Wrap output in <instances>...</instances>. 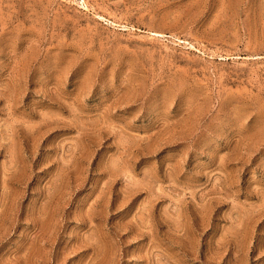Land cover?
<instances>
[{
  "label": "rangeland",
  "instance_id": "rangeland-1",
  "mask_svg": "<svg viewBox=\"0 0 264 264\" xmlns=\"http://www.w3.org/2000/svg\"><path fill=\"white\" fill-rule=\"evenodd\" d=\"M0 264H264V0H0Z\"/></svg>",
  "mask_w": 264,
  "mask_h": 264
},
{
  "label": "bare ground",
  "instance_id": "bare-ground-1",
  "mask_svg": "<svg viewBox=\"0 0 264 264\" xmlns=\"http://www.w3.org/2000/svg\"><path fill=\"white\" fill-rule=\"evenodd\" d=\"M156 34H159V33H156Z\"/></svg>",
  "mask_w": 264,
  "mask_h": 264
}]
</instances>
